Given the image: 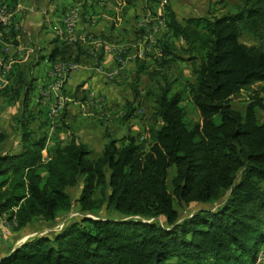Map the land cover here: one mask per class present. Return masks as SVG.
<instances>
[{
	"label": "trees",
	"instance_id": "obj_1",
	"mask_svg": "<svg viewBox=\"0 0 264 264\" xmlns=\"http://www.w3.org/2000/svg\"><path fill=\"white\" fill-rule=\"evenodd\" d=\"M234 8L181 21L165 8L167 35L150 75L159 78L157 90L145 96L152 104L146 137L108 135L96 158L72 137L43 160L48 133L31 128L38 117L29 109L35 80L12 67L1 92L5 103L19 105L21 148L0 155V216L15 231L35 220L52 223L72 212L74 188L79 214L28 239L0 264H256L264 246V98L253 92L242 111L232 102L264 83V0H238ZM13 21L7 33L0 24L4 60L3 44L15 45ZM244 35L259 45L242 43ZM50 44V63L79 65L87 53L57 38ZM177 62L191 63V80L169 78ZM137 66L138 78L146 68ZM187 100L199 121L188 118ZM136 112L128 103L124 120ZM6 138L0 134V144ZM192 204L214 207L181 218ZM102 209L106 216L86 218Z\"/></svg>",
	"mask_w": 264,
	"mask_h": 264
},
{
	"label": "rangeland",
	"instance_id": "obj_2",
	"mask_svg": "<svg viewBox=\"0 0 264 264\" xmlns=\"http://www.w3.org/2000/svg\"><path fill=\"white\" fill-rule=\"evenodd\" d=\"M11 4L17 8L15 14L12 12ZM237 4L238 0H158L157 3H149L147 0H10L9 3V0H3V5L11 14L10 25L5 27L4 30L7 33V29L14 24V18L24 17V15L34 10H41L44 20L43 24L45 25L41 36L31 35L25 38L22 35L19 36L20 47L29 51L31 48L34 49L33 47L39 44L41 40L55 38L51 30L53 25L56 27L57 24L58 26L60 24L61 27L58 30H67V28H70V21H67V19L79 16L76 25H71V32H76L77 36L85 39L86 42L75 40V34H66L65 42H61V40L60 42L65 45L79 44L87 53L81 56L82 63L79 65L56 64L54 70L57 67H63L64 71L69 72L77 69L93 70L100 76L101 82H105L104 84L110 86V97L112 99H108L107 102L110 106L107 107L105 104L101 107H95L94 104L87 101L88 94L83 102L80 101L81 95L71 98L73 90L67 91V89H64L65 85H63L62 88H51L52 96L61 95L62 98L54 99V97H51L45 105L47 107L46 110L44 109L45 106H43L45 111L43 114L47 121L46 131L48 139L51 141L53 137L59 134L57 129H60L62 123L60 121L61 116L58 114L54 115L52 119L48 117L50 108L54 104L55 107H63L64 104H70L73 113H70L72 117L69 118L73 119L69 120L68 118L67 122L76 131V135L93 148L92 157L96 158L102 149L101 136L103 132L120 140V138L124 137L125 130L129 128L131 133H140L143 139L146 137V130L149 123H151L150 106L152 104L151 100H145V96L148 91L150 92L151 90L154 93L157 90L159 78L150 75L153 70H156L155 60L159 58L160 52L158 48L159 40L167 35L165 8L169 7L176 18L181 21L188 17L220 16L224 13H230L234 11V7ZM56 34L60 37L58 32ZM1 38L2 33L0 31ZM240 41L248 46L259 45L257 40L245 35ZM86 44H89V46L102 44V48L99 49L96 46L93 49ZM5 45H8L9 48H6ZM11 47H13V44L9 43L2 46L6 60L14 59L13 56L15 54L13 55V52H9ZM36 49L38 50V48ZM105 52L120 53L126 56L124 57L125 66H118L116 73L119 72V74L116 76L110 74L111 67H107L104 63L105 66L102 65V57ZM99 56H101L100 61ZM138 61L143 63L146 71L137 78ZM14 66L16 64L13 65V68ZM11 68L12 63H8V70H11ZM48 68L50 70V67ZM171 70L169 71L170 73L168 72L170 79L180 77L179 80L181 82H183L182 77L192 79L190 62H177ZM8 73L0 74V90L8 83ZM40 86L44 88L42 96L46 100L47 88L51 85L49 84L47 87ZM134 89L139 93L138 98L134 96ZM178 90H181V88ZM92 91L95 92L94 90ZM253 92L260 93L259 96L264 98V83L256 84L243 90L238 97L233 99V107L242 111ZM102 93L103 91L99 90L97 94L101 96ZM1 96L2 92L0 93ZM2 97L0 99V134H5L7 138L0 144V155L16 152L20 144V138L15 131V118L19 113V105L7 104L4 100L6 97ZM64 98H70L71 102L64 103ZM104 99L106 100L105 96ZM33 102L35 103V101ZM128 103L133 104V107L137 108V112L136 115L129 118L126 122L121 120V117L127 112ZM183 105L188 118L191 121H199L198 113L192 108L188 100L184 101ZM40 119L43 121V118L40 117ZM95 124H97L98 129ZM38 125V120L33 123L34 130ZM59 136H61V133ZM42 156L43 160L48 159V156L44 154V150L42 151ZM79 191V188L68 191L74 201L72 212L66 216H59L52 223H43L40 220H35L26 228L15 231L13 229L15 225L11 221L8 222L6 220V215L0 216V223L5 225L1 230L3 239L5 238L8 241L10 238H15L14 242L16 243L22 240L25 242L34 236L46 235L60 230L65 225L64 223L69 221V218H78L79 213L75 200L79 195ZM205 207L214 206L192 204L180 210V216L181 218L186 217L193 211ZM106 214V211L102 209L97 215L89 216L96 219V216L101 218L106 216ZM256 264H264V246L260 249Z\"/></svg>",
	"mask_w": 264,
	"mask_h": 264
},
{
	"label": "crops",
	"instance_id": "obj_3",
	"mask_svg": "<svg viewBox=\"0 0 264 264\" xmlns=\"http://www.w3.org/2000/svg\"><path fill=\"white\" fill-rule=\"evenodd\" d=\"M14 8H15L14 11L12 8L11 9H12V12L15 14V12L17 11V8L16 7H14ZM17 18H15V22H17V24H18L17 29H16L17 32H16V35L14 38L15 45H13V47H11L9 49V52H11V53L13 52V55L14 54L15 55L13 56L14 59H10V60L12 61V67H13V65L16 64V66L14 68H16L20 71H23V72L24 71L27 72V74L31 75V77H33L35 80L33 92L30 94V98H29L30 99L29 109L32 111V115H34L35 118L38 117L37 120L39 121V125L35 130L38 134H41L43 132H46V126H45V124L40 126V124H42V120L40 119V117L43 118V123H45L46 119H45V115L43 113H45L44 109L46 110V108H47L45 105L48 102L42 96V92H43L44 88H41L40 85L47 87L49 84L52 85L55 82L54 67L58 63H50L48 61V58H47L48 53L50 52V50L53 46L52 44H50V42L54 38L49 39V40H41L39 44H37L35 47H33L34 49L31 48L29 50L30 52L22 49L19 45V36L22 35V36H24V38L26 36L28 37L31 35L37 36V37L39 35L41 36L42 30L45 28V25L43 24L44 20H43V14H42L41 10H34L33 12H29L26 15H24V17H20L18 19ZM60 27H61V25L59 24L58 29ZM54 29H56V27L53 25L52 29H51L52 33H53L54 37L57 38L58 41L60 42L61 39H60V37L57 36ZM1 42L2 41L0 39V43ZM5 47L9 48L8 45H5ZM36 48H38V50ZM104 54L102 57V63H104L107 67L110 68L112 66V63H113L112 58L109 55L104 56ZM40 56H44V58L40 59L39 58ZM2 58L3 57L0 56V59H2ZM100 60L101 59H99V61ZM48 67H50V70ZM116 69H118V66ZM99 78H100V76L91 69H77L76 71L71 72L69 79L65 82L66 84H64L65 85L64 89H67V91L73 90V94L70 96L71 98H76L78 95H81L80 101L83 102V101H85V99L87 97L86 95L88 94L87 101L90 102L91 104H94L95 107H97V106L101 107L105 104L107 107H109L110 104L107 103L108 99H110V100L112 99V97H110V95H111L110 86H107L106 84H104L105 82H101V80ZM101 84H104V85H101ZM92 90L95 91V98L94 99L89 97V93ZM97 90L103 91L101 96H98ZM107 95H109V96H107ZM104 96L106 97V100L104 99ZM1 98H3V97L1 96L0 99ZM35 98H36V100H35ZM64 100H65L64 103H70L71 102L70 98H64ZM33 101H35V103ZM43 106H45L44 109H43ZM70 113L71 114L73 113L72 112V106L70 104H67V105L64 104L62 111H60L58 113V115L61 116L60 121L62 124H61L60 129H57V132H59V134L61 133V136H59V134H58L55 137H53L51 141H49V139L47 140L46 147L44 149L45 155L48 156V150H50V148H52V146L55 145V143H60L61 145H64L72 137H74L76 140H78L82 143L87 144L85 141L81 140V138H79L76 135V131L67 122V119L69 117H72L70 115ZM119 115H122V114H119ZM124 117H125V113L121 117V120L127 122L128 120H124ZM72 119L73 118H69V120H72ZM32 127H33V123H32ZM95 127L97 128V124H95ZM33 129H34V127H33ZM99 129H100V127H99ZM128 131H131V129L127 128L125 130L124 136L127 134ZM107 138H108V135H106L103 132V135L101 136L102 148H103V145L105 144V142L107 141ZM20 148H21V146L19 144V149L16 152H19ZM92 150H93V148H92ZM14 239L15 238H13V239L10 238L8 241L2 240L0 242V260L5 255H8L10 252H12L15 248L19 247L24 242L22 240V241H19L18 243H16V242H14L15 241Z\"/></svg>",
	"mask_w": 264,
	"mask_h": 264
},
{
	"label": "built area",
	"instance_id": "obj_4",
	"mask_svg": "<svg viewBox=\"0 0 264 264\" xmlns=\"http://www.w3.org/2000/svg\"><path fill=\"white\" fill-rule=\"evenodd\" d=\"M0 14H2V15L7 14V9H4V6H3V0H0ZM77 19H79V16L67 19V21H70V28H67V30H58V24L56 25V29H54V31L58 32L60 34L61 42H65V35L66 34H75V40H80L82 42H86L85 39L78 37L76 32H71V25H76ZM67 43H69V42H67ZM86 45L89 46V44H86ZM96 46H98L99 49L102 48V44L90 45L89 47H92L94 49V47H96ZM104 51H105V46H104ZM107 55H109L113 61V63H112L113 65L111 66V69H110V71H111L110 74H113L114 76H116L117 74H119V73H116V66H125V59H124V57H122V54H120V53L105 52V56H107ZM8 63H12V61L11 60L6 61L3 58L0 59V74L10 72V70H8ZM102 65H104V64L102 63ZM70 74H71V72L64 71L62 67H57L54 70L55 82L53 85H51L50 87L47 88V98H46L47 101H49L51 99V97H54V99L62 98L61 95L60 96H52L51 95V88L52 87L62 88L64 83L69 79ZM0 92H1V90H0ZM89 97L94 99L95 98V92L90 91ZM62 109H63V107H55V104L52 105V107L50 108V112L48 114V117L50 119H52L53 116L58 114L60 111H62ZM45 156H47V155H45ZM4 227H5V225L0 223V242L3 239V235L1 234V230ZM3 240H6V239L4 238Z\"/></svg>",
	"mask_w": 264,
	"mask_h": 264
},
{
	"label": "bare ground",
	"instance_id": "obj_5",
	"mask_svg": "<svg viewBox=\"0 0 264 264\" xmlns=\"http://www.w3.org/2000/svg\"><path fill=\"white\" fill-rule=\"evenodd\" d=\"M4 6V5H3ZM4 9H6V7L4 6ZM10 16L11 14L8 12L7 10V14H0V24L3 26V27H7L10 25ZM68 37V36H67ZM63 68V67H62ZM45 96V95H44Z\"/></svg>",
	"mask_w": 264,
	"mask_h": 264
},
{
	"label": "water",
	"instance_id": "obj_6",
	"mask_svg": "<svg viewBox=\"0 0 264 264\" xmlns=\"http://www.w3.org/2000/svg\"><path fill=\"white\" fill-rule=\"evenodd\" d=\"M86 218H91L90 216H86Z\"/></svg>",
	"mask_w": 264,
	"mask_h": 264
}]
</instances>
